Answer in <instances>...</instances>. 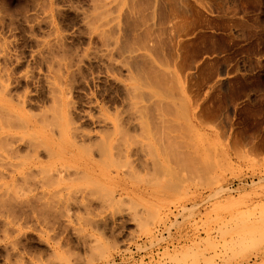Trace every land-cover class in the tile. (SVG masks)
<instances>
[{"label": "rangeland", "instance_id": "rangeland-1", "mask_svg": "<svg viewBox=\"0 0 264 264\" xmlns=\"http://www.w3.org/2000/svg\"><path fill=\"white\" fill-rule=\"evenodd\" d=\"M48 60L70 66L60 101L85 146L133 150L75 158L95 177L60 184L10 178L0 155V264H264V0H0V70L33 118ZM51 121L15 130L72 127Z\"/></svg>", "mask_w": 264, "mask_h": 264}, {"label": "bare ground", "instance_id": "bare-ground-1", "mask_svg": "<svg viewBox=\"0 0 264 264\" xmlns=\"http://www.w3.org/2000/svg\"><path fill=\"white\" fill-rule=\"evenodd\" d=\"M48 63V65H47V68H48V71L51 73V75H52V77L49 75V77H48V80H47V84H48V82H49V87H48V94H49V96H50V98H51V100H52V102H53V105L50 107V109L48 110V109H45V110H47V112L46 111H43L42 112V114H41V117H40V115H39V117H40V119L37 117V116H35L34 118H33V116H31L30 114H28L27 112H25V108H27L28 107V105H30L29 103H30V98H28V96H27V94H19L18 92H16L17 93V95H13L12 94V91H11V86H10V82L8 81V79H9V74L10 73H8V71H7V69L8 68H6V66L7 65H5V66H3V68L0 70L1 71V76H0V142L2 143L0 146L2 147L1 148V150L2 149H4V151H5V153H2V152H0V155H1V157H2V155H4L3 156V158L2 159H4L3 160V162L2 161H0V163L4 166V167H7V171L9 170V172H11V173H9V172H6L7 173V175H8V177L10 176V174H11V176H10V178L11 177H13V178H16V176H17V174L20 176L21 174H22V177L20 176H17V179L18 178H23L24 177V179L26 178V177H29V175L31 174H33V169L35 168V167H41L42 168V170L43 171H46L48 174V176H51V178H53V181H55V180H57V181H55L56 183H58V184H60L59 182V180L61 179V181L63 180L64 181V179H67L68 180V176H70V174H71V172H74L73 174H75L76 175V172H77V174L78 173H80V174H78V175H82V173L84 172V174H86V176L90 173V174H92V172L95 170L93 167L91 168L90 167V172L88 173V169H89V167H88V165L87 164H89L90 162H88L87 164H86V162L87 161H92L94 158H92L93 156V153H94V150L95 149H97L98 150V153H101V152H104L106 149L107 150H109V148L108 147H111L112 145L111 144H109L108 143V141H106V140H108V139H105V138H107V136H106V134H102V136L100 135V137H103V138H101L100 140H98L97 142H95L94 143V145H95V147L96 148H93V146H92V144H90V145H87V146H85V143L88 141H91L92 140V135H91V132L89 131H86V130H84V128L82 129L81 128V126L79 125V127L81 128H79L76 124L75 125H73L74 124V120H73V118H71V116H69L70 115V113L71 112H69L68 113V107H69V109H70V102L69 101H67L66 99V97H64V98H66L64 101H65V104H66V101H67V104L66 105H68L69 104V106L68 107H65V114H64V117H63V115L61 116V114H63L64 113V110H63V106H65V105H63V103H64V101H63V103H61L62 101H60V100H62V99H60V98H62L64 95H66L67 94V92H69V89H67V87H68V83H69V80H68V77L70 76V74H69V72H70V70H69V67H68V65H67V61L66 62H61L62 63V65H61V63L60 62H58V64H59V67L57 68V69H55L54 68V64H53V60H51V61H47ZM0 65H1V63H0ZM71 65V64H70ZM65 66V68H63ZM1 67V66H0ZM6 68V69H5ZM66 68H68V71H67V69ZM63 69H65V71L63 70ZM49 73V74H50ZM11 76V75H10ZM5 77H7V78H5ZM47 79V78H46ZM50 79H52V80H50ZM11 84H13V83H11ZM47 90V89H46ZM68 90V91H67ZM136 90V89H135ZM14 91V90H13ZM67 91V92H66ZM71 91V90H70ZM70 93V92H69ZM68 93V94H69ZM67 94V95H68ZM135 94L137 95V92H135ZM134 94V97L136 96ZM48 96V95H47ZM69 96V95H68ZM70 97V96H69ZM63 98V99H64ZM69 100V99H68ZM32 101H33V99H32ZM92 102H93V100H91ZM90 101V102H91ZM59 102V103H58ZM69 102V103H68ZM34 103V102H33ZM61 103V104H60ZM31 104H32V102H31ZM63 105V106H62ZM60 108H62V111H61V109ZM50 111V112H49ZM70 111V110H69ZM45 112V115L43 114ZM63 112V113H62ZM67 112V113H66ZM87 113V112H86ZM91 113V112H90ZM66 114H68L67 116H68V118L65 116ZM85 114V113H84ZM60 115V116H59ZM94 115V114H93ZM85 116V118H87V116H88V120H90V118H91V120H93V116H91V115H89V113L88 114H86V115H84ZM84 116H83V114H82V117L81 118H84ZM63 117V118H62ZM69 117L72 119H69ZM90 117V118H89ZM95 117H96V115H95ZM38 118V119H37ZM57 118L60 120V122H64L65 121V119H67L66 121L68 122V124H69V126H74V129L76 128V130H74V129H72V127H69V128H67V130L68 129H70V130H68V132H69V134H70V136H68V138H67V133L65 132H63V133H61L62 131H64L63 129H65V131H66V128H61V126H66V124H67V122L65 121L64 122V124L62 125V123H61V125L57 122V121H59V120H57ZM61 118V119H60ZM100 118V117H99ZM98 118V116L96 117V118H94V119H96V120H98L99 119ZM106 118V117H105ZM56 119V123H58L57 125L59 126L58 128H57V132H58V130H59V128H61L60 129V131H59V134L61 133V136H62V134H67L66 136H62L61 138H60V135H59V137L58 138H60V139H62V140H60V139H58L59 141H57V139L55 140L54 138L53 139H51V140H47V139H43L42 141H40V140H33V139H35V138H33V139H31L30 138V136L28 137V136H26V133L25 132H22V131H17V130H15V127H19V126H29V125H31V124H33L32 126H34L35 128L36 127H39V125L37 126V124L36 123H39L40 121L43 123V124H49V125H52V124H50V123H48V122H50V120H55ZM68 119H69V121H68ZM43 120V121H42ZM61 120H64V121H61ZM44 121H46L45 123H44ZM51 121V122H52ZM72 123H71V122ZM99 121H100V119H99ZM99 121H97V123H101V122H99ZM70 122V123H69ZM112 122V121H111ZM66 123V124H65ZM94 123V122H93ZM114 123V122H113ZM40 124V123H39ZM43 124H40V125H43ZM55 124V123H54ZM67 124V125H68ZM115 124V126H117V124L116 123H114ZM113 124V125H114ZM56 125V124H55ZM56 125V126H57ZM76 126V127H75ZM67 127V126H66ZM52 130H54V129H52ZM71 130L73 131V133H72V135H71ZM114 130V129H113ZM112 130V131H113ZM111 131V132H112ZM116 131V130H115ZM115 131H113L114 133H116L117 131H118V129H117V131L115 132ZM51 133V132H50ZM47 134V133H46ZM110 134V133H109ZM48 135V134H47ZM112 134H110L109 136H111ZM26 136V137H25ZM27 137H28V139H27ZM50 137V136H49ZM66 138V139H65ZM111 137H109V142L110 143H113V144H115L114 142H113V139L111 140L110 139ZM127 139V138H126ZM123 140H125V139H123ZM123 140H122V142H123ZM128 140V139H127ZM105 141H106V144H105ZM127 142H129V141H124L123 142V144H119V143H121V141H118V143H116L115 145L117 146V144H118V146H119V148L121 149H117L116 150V148L118 147H114L115 148V150L117 151L116 153H118L117 154V156H124L123 158H125V157H129L130 156V154H131V151L133 150H131V148H132V146H131V148H129L130 146V143H129V145L127 144ZM136 143V142H135ZM109 144V145H108ZM132 144V143H131ZM137 144V143H136ZM21 145H24L25 146V148H26V151H27V154H26V156L27 157H32V159L31 158H27L26 156V160H27V162L26 161H24L25 159H24V157L22 158V156L24 155H22V152H21V150H22V147H21ZM115 145H113V146H115ZM120 145H122V147L120 146ZM108 146V147H107ZM129 146V147H128ZM135 146V145H134ZM145 146H147V144H145L143 147L145 148ZM107 147V148H106ZM137 147V146H136ZM142 147V146H141ZM114 148H110L111 150H109L108 152V155L110 154V155H112V153H110L111 151H112V149H114ZM147 148V147H146ZM114 150V151H115ZM139 150V149H138ZM144 150H146L147 151V149H144ZM44 151V153H46V155L45 156H48L49 158H50V160H51V158L53 157V158H55V157H57V160H59V159H61V160H59V161H61L60 162V164H56V161L57 160H55L54 159V161H52L53 163H55V164H53V163H51V165H53V167H51L48 163H50L49 161H48V163H46V164H48L49 166H47L46 164H45V162L46 161H42V159H40L41 158V153ZM66 153H69L70 155L69 156H67L66 155ZM103 154V153H102ZM100 155L101 157H103L104 156V158H105V154H106V152L104 153V155ZM113 154H115V153H113ZM109 155V157H111ZM83 156H85V157H83ZM87 156V157H86ZM90 156V157H89ZM113 156V155H112ZM115 156V155H114ZM121 156V157H122ZM0 157V158H1ZM48 157H46V158H48ZM58 157H60L59 159H58ZM78 157L80 158V161H86L85 162V164H83V162H81V164H83L82 166L80 165H78V163H79V159H78ZM83 157V158H82ZM88 157H89V160H87L88 159ZM106 157H108V156H106ZM48 158V159H49ZM70 158H71V160H70ZM76 158V159H75ZM84 158H87L86 160H81V159H84ZM90 158H92V159H90ZM1 159V160H2ZM20 159H23V161L22 160H20ZM28 159H29V162H28ZM30 159H31V161H30ZM47 159V160H48ZM78 160L77 162V164H75L76 162H73L72 160ZM102 159V158H101ZM74 160V161H75ZM68 161V164L70 163L71 164V167L69 168V165H66L67 162ZM73 163H71V162ZM103 161V160H102ZM105 161V160H104ZM42 162H44V164L42 163ZM58 162V161H57ZM93 163L95 162V163H97L96 162V160H94V161H92ZM106 162V161H105ZM59 163V162H58ZM94 163V164H95ZM104 163V162H103ZM1 164H0V167H2L1 166ZM80 164V163H79ZM93 164V165H94ZM101 163H97V164H95V166L96 165H100ZM91 166H92V163L90 164ZM89 165V166H90ZM74 166V167H73ZM94 166V167H95ZM3 167V169H5L6 170V168H4ZM37 167V171H40L41 170V168L39 169ZM78 167V169L76 170V168ZM81 167H82V169H81ZM73 168H75V169H73ZM71 169H73V170H71ZM86 169H87V171H86ZM92 169V170H91ZM35 170H36V168H35ZM70 170H71V172H70ZM76 170V171H75ZM41 173H42V171H40ZM46 172H44L45 174L44 175H46ZM50 172H52L51 173V175H50ZM5 174V173H4ZM54 174H56L57 176H55V177H57L58 179H56L55 178V180H54V176L52 177V175H54ZM83 174V175H84ZM88 175L89 177L91 176V175ZM94 174V173H93ZM92 174V177H95V174L93 175ZM30 175V176H31ZM67 175V176H66ZM72 175V174H71ZM43 176V175H42ZM41 176V179H44L43 177ZM73 176V175H72ZM85 176V175H84ZM4 177H7L6 175H4ZM46 177V176H45ZM66 177V178H65ZM71 177V176H70ZM13 178H12V180H13ZM50 178V177H49ZM91 178V177H90ZM16 179V180H17ZM45 180V179H44ZM44 180H42L43 182H44ZM49 179H47L46 178V181L47 182H49V183H47L46 182V184L48 185V184H50L51 182H53V181H48ZM70 180V179H69ZM14 181H15V179H14ZM54 182V183H55ZM65 182H66V180H65ZM64 182V183H65ZM40 183V182H39ZM42 184V183H41ZM49 193H51V192H49ZM51 195V194H50ZM56 196V195H55ZM55 196H54V198H55ZM50 199H52V198H50ZM49 198L47 199V200H50Z\"/></svg>", "mask_w": 264, "mask_h": 264}, {"label": "crops", "instance_id": "crops-1", "mask_svg": "<svg viewBox=\"0 0 264 264\" xmlns=\"http://www.w3.org/2000/svg\"><path fill=\"white\" fill-rule=\"evenodd\" d=\"M255 62H258L257 60H255Z\"/></svg>", "mask_w": 264, "mask_h": 264}]
</instances>
